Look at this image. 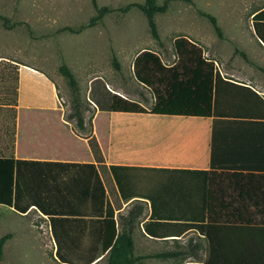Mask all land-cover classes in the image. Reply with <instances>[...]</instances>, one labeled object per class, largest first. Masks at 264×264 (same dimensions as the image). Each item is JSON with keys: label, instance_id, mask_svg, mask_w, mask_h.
Segmentation results:
<instances>
[{"label": "trees", "instance_id": "trees-1", "mask_svg": "<svg viewBox=\"0 0 264 264\" xmlns=\"http://www.w3.org/2000/svg\"><path fill=\"white\" fill-rule=\"evenodd\" d=\"M173 1L192 3V0H164L163 4H159L157 0H145L143 3L128 4L120 10L128 12L133 7L139 8L146 16L153 38L160 41L156 15L165 13ZM92 4L97 15L91 18L89 26H95L112 12L107 6L100 7L97 0H92ZM200 14L209 19L218 36L223 38L217 17L203 11ZM0 18L6 27L14 26L7 17L0 15ZM262 25L264 8L253 17L255 32L264 43ZM85 27H67L66 30L79 33ZM174 47L176 62L172 65L164 63L161 56L151 50L142 51L134 60L135 79L149 88L154 96L150 111L137 101L113 93L107 82L98 78L92 82V90L99 109L113 113L150 112L164 116L215 119L220 114L222 93L229 87L244 89L261 99L250 87L225 79L215 61L205 57L203 49L191 40L177 38ZM241 54L251 63L245 52L241 51ZM113 65L121 71V63L115 54ZM60 73L75 93L69 118L75 119L77 133L88 139L97 162H103L96 137L91 132L82 133L86 131V126L84 108L77 95L78 81L65 62L60 67ZM14 146L15 130L12 150ZM111 170L123 198L137 195L151 198L152 212L145 226L150 236L181 237L195 230L205 236L208 243L204 264H264V216L248 218L235 215L248 202L264 214V172L224 171L217 169L214 160L210 170L123 166H112ZM152 175L160 179L155 194L148 192L143 184ZM224 182L230 184L224 185ZM237 190L249 195V200L234 198L232 194ZM0 205L19 214H26L30 208L36 207L47 216L57 243L56 256L61 264H92L99 253L108 254L107 264H144L145 259L151 258L198 257L202 249L200 244L192 245L191 241L186 251L138 255L133 236L138 213L134 209L130 211L126 220L128 227L118 231L113 208L107 201L106 189L95 164L17 160L11 155H1ZM63 222L81 225L86 232L80 237L86 241L78 247L68 244L67 240L72 237L62 236L59 231ZM11 237L9 233L0 238V262L4 246Z\"/></svg>", "mask_w": 264, "mask_h": 264}, {"label": "crops", "instance_id": "crops-1", "mask_svg": "<svg viewBox=\"0 0 264 264\" xmlns=\"http://www.w3.org/2000/svg\"><path fill=\"white\" fill-rule=\"evenodd\" d=\"M263 8L264 6L251 15L250 29L254 35L251 36V40L256 45L251 48L249 69L241 70L235 67L222 69L217 66L225 79L250 87L261 99L244 89L229 87L226 92L222 93L220 114L215 119L213 117L164 116L150 112L144 114L113 113L100 110L94 98L90 99L91 104L83 112L86 131L82 133L91 132L96 137L103 155V162L99 163L88 139L83 134L77 133L75 119H70L69 115L66 116L64 113L58 89L59 82L49 73L24 67L20 69L19 97L15 106L14 118L15 146L13 150L11 148V156L17 160L95 164L106 189L107 201L113 208V218L117 221L118 231L128 227L126 220L129 219L130 211L134 209V212L138 213L133 228L136 253L139 244L142 247L153 245L155 249L169 248L154 253L186 251L192 241V245H201L199 256L180 257H186L193 264H204L207 260L208 243L205 236H201L197 231L190 230L181 237L167 238H157L147 234L145 226L152 212L151 198L138 195L123 198L111 167L210 170L211 162L214 160L217 169L224 171L264 172V43L253 27L254 15ZM261 27L264 32V25ZM247 73L248 77L245 75ZM95 79L98 77L90 80L89 89L92 97V82ZM107 86L113 93L137 101L145 107L139 100L129 98L122 86L115 88L110 82H107ZM140 87L146 88L141 84ZM45 94L50 99L40 98ZM139 95L142 98L141 90ZM153 104L154 96L151 98L150 108H145L150 111ZM143 184L146 185L148 192L155 194L160 179L152 175ZM227 184L230 183L224 182V185ZM232 196L249 200V195L241 190L235 191ZM119 201L124 203L123 208L117 207L116 203ZM130 205L127 213H122ZM9 209L15 211L12 208ZM34 210L39 212L36 207H32L26 214ZM39 213L48 224L44 247L51 250V258L61 264L56 256L57 243L53 237L50 221L47 216ZM235 215L248 218L264 216L261 209H257L250 202ZM143 217L145 219L138 229L137 222ZM59 228L62 236L72 237L67 240L68 244L78 247L86 241L80 237L86 232L81 225L63 222ZM173 246L175 249H170ZM100 247L101 244H99V249ZM107 256V253L97 254L92 264L101 263ZM151 259L159 261L155 264H173L169 261L176 258ZM146 260L143 261L144 264Z\"/></svg>", "mask_w": 264, "mask_h": 264}, {"label": "rangeland", "instance_id": "rangeland-1", "mask_svg": "<svg viewBox=\"0 0 264 264\" xmlns=\"http://www.w3.org/2000/svg\"><path fill=\"white\" fill-rule=\"evenodd\" d=\"M144 1L97 0L100 7L107 6L112 12L95 26H89L91 18L97 15L92 0H0V15L14 25L8 28L0 18V156L11 155L20 69L24 67L49 73L59 82V95L64 113L68 116L72 113L75 93L60 73L63 62L78 81L77 95L84 112L91 104L89 100H93L89 86L94 77L105 79L115 88L122 86L129 98L137 99L150 108L153 94L150 89L141 88L136 81L134 60L142 51L151 50L160 55L164 63L174 64V42L177 38H187L196 43L203 49L205 57L214 60L222 69L235 67L244 70L251 66L241 51L250 58L251 48L256 45L251 40L254 36L250 29L251 15L264 6V0L173 1L165 13L156 15L160 41L153 38L146 16L139 8L133 7L128 12L120 10L128 4ZM157 2L163 4L164 0ZM200 11L217 17L223 38L218 36L209 19ZM82 26L86 27L79 33L66 30L67 27L79 29ZM114 54L121 63L122 71H117L113 65ZM245 75L249 76L248 73ZM40 98L50 99L46 94ZM116 205L124 207L120 201ZM131 205L122 213H127ZM144 219L137 222L138 229ZM47 231V221L38 211L22 215L1 206L0 238L9 233L12 237L5 245L0 264H59L51 258L52 251L44 247ZM168 249L139 244L137 253ZM155 263L159 261L146 260V264ZM169 263L193 264L186 257ZM99 264H107V258Z\"/></svg>", "mask_w": 264, "mask_h": 264}]
</instances>
